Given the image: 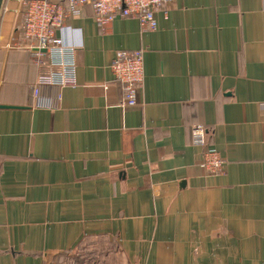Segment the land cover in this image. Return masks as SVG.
I'll list each match as a JSON object with an SVG mask.
<instances>
[{
    "label": "crops",
    "instance_id": "crops-1",
    "mask_svg": "<svg viewBox=\"0 0 264 264\" xmlns=\"http://www.w3.org/2000/svg\"><path fill=\"white\" fill-rule=\"evenodd\" d=\"M155 31L87 5L57 37L77 85L42 87L24 5L0 10V264H53L102 239L124 264H264V0H172ZM143 50L135 106L112 63ZM2 106L15 107L11 109ZM225 169L202 168L204 149Z\"/></svg>",
    "mask_w": 264,
    "mask_h": 264
},
{
    "label": "built area",
    "instance_id": "built-area-1",
    "mask_svg": "<svg viewBox=\"0 0 264 264\" xmlns=\"http://www.w3.org/2000/svg\"><path fill=\"white\" fill-rule=\"evenodd\" d=\"M24 5L23 34L30 42L33 57L38 63L44 58L59 68L49 75H41L35 85V95L42 87H73L77 85L75 48L57 37L65 29L68 17L79 16L87 5L92 8L97 27L106 29L117 18H134L142 31H155L156 13L172 0H19ZM115 80L124 86V105L138 103V91L144 80L143 50L118 51L112 63ZM192 144L204 149L201 166L209 174L225 169V160L215 148L208 146V130L202 125L191 129Z\"/></svg>",
    "mask_w": 264,
    "mask_h": 264
},
{
    "label": "rangeland",
    "instance_id": "rangeland-1",
    "mask_svg": "<svg viewBox=\"0 0 264 264\" xmlns=\"http://www.w3.org/2000/svg\"><path fill=\"white\" fill-rule=\"evenodd\" d=\"M84 250H78L71 255L58 257L52 261L53 264H124L117 253L112 254L109 258L103 257L104 251L113 250V244L102 239L91 241L89 246L84 243Z\"/></svg>",
    "mask_w": 264,
    "mask_h": 264
},
{
    "label": "water",
    "instance_id": "water-1",
    "mask_svg": "<svg viewBox=\"0 0 264 264\" xmlns=\"http://www.w3.org/2000/svg\"><path fill=\"white\" fill-rule=\"evenodd\" d=\"M3 1H4V0H0V10H1V7H2V4H3ZM1 108H4V109H11V108H15V107L2 106Z\"/></svg>",
    "mask_w": 264,
    "mask_h": 264
},
{
    "label": "trees",
    "instance_id": "trees-1",
    "mask_svg": "<svg viewBox=\"0 0 264 264\" xmlns=\"http://www.w3.org/2000/svg\"><path fill=\"white\" fill-rule=\"evenodd\" d=\"M89 244H91V241H87L86 242V246L88 245L89 246ZM86 249V248H85Z\"/></svg>",
    "mask_w": 264,
    "mask_h": 264
}]
</instances>
